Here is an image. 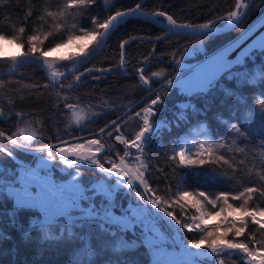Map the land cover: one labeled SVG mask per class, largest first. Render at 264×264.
Wrapping results in <instances>:
<instances>
[{
  "label": "snow or ice",
  "instance_id": "snow-or-ice-1",
  "mask_svg": "<svg viewBox=\"0 0 264 264\" xmlns=\"http://www.w3.org/2000/svg\"><path fill=\"white\" fill-rule=\"evenodd\" d=\"M100 5L101 0H0V22L15 23L11 13L21 14L19 35L0 30V41L15 44L21 49L19 56H10L0 47V64L14 66L8 76L26 67L39 69L47 83H33L29 89L53 92L62 101L55 110L72 118L71 131L47 137L41 135L43 126L36 127L39 121L28 118L34 113L26 115L11 101L0 102V123L14 122L11 129L0 128V200L12 202L9 225L22 229L18 214L34 212L24 239L35 231L41 244L74 247L71 264H127L120 258L140 249L146 250L150 264H264V91L251 108L240 91L257 85L264 89V22L246 47L251 26L213 54L206 51L207 42L219 33L241 29L257 7L264 11V0H235L226 15L199 24L178 23L163 9L143 12L142 3L124 10L113 5L104 9L106 15L93 14ZM130 17L154 21L166 33L154 41L149 39L153 62L157 60L156 42L171 37H198L199 42L191 47L181 44L166 53L171 72L152 71L149 57H145L133 75L137 88L151 93L149 99L128 111L123 105L113 107L117 104L113 101L107 105V114H122L92 127L105 119L107 102L92 105L90 96L86 110L72 96L88 87L89 80L132 71L125 67L126 46L145 37L122 39L115 67H88ZM49 21L52 31L42 32ZM60 25L63 32L56 31ZM26 29L30 34L25 41ZM50 36L52 41L46 44ZM60 50L65 54L58 55ZM164 55L159 62L163 63ZM258 60L261 63L254 69ZM65 61L80 69L63 71ZM226 81H234L237 90L224 88ZM18 85L0 75V92L8 94L9 88ZM219 89L235 100L234 117L222 121L231 139L218 138L201 123L197 134L182 142L181 131L187 132L200 117L207 119V107H197L193 98H208ZM173 94L187 102L174 106L171 119L162 118ZM129 121L135 122L134 131L126 127ZM78 130L90 135L77 136ZM173 135L176 138L168 148L164 141ZM50 139L59 143H50ZM114 143L124 147L113 148ZM157 144L163 149L160 157L153 150ZM248 157L261 161L259 182L250 179L237 189L218 192L190 183L195 178L213 185L236 184ZM6 162L11 167L3 166ZM86 172L95 178L90 186L83 180ZM210 219L217 222L209 225ZM7 239L11 237L0 230V242ZM189 250L195 255L187 260Z\"/></svg>",
  "mask_w": 264,
  "mask_h": 264
},
{
  "label": "trees",
  "instance_id": "trees-1",
  "mask_svg": "<svg viewBox=\"0 0 264 264\" xmlns=\"http://www.w3.org/2000/svg\"><path fill=\"white\" fill-rule=\"evenodd\" d=\"M143 0H108L105 4L101 0L100 7L93 9V14L106 15L104 9L116 5L119 9L124 10L134 7L136 3H141ZM30 0H17V3H29ZM235 0H147L142 8L143 12H153L155 10L163 9L174 15L178 23H188L195 22L206 23L209 19H215L220 15H226L227 11L234 5ZM7 14V13H5ZM11 15L15 18V23L12 21L4 20L0 22V30H3L5 34L12 32L19 35L18 28L20 25L19 17L21 14L13 11ZM264 16V11L259 10V7L253 10L250 14L248 21L242 26L241 29H237L235 32H229L227 34L218 36L217 38L210 40L206 44V51L209 55L213 54L218 47L224 44L235 41L241 31L244 28L253 26L257 21H259ZM87 23V22H86ZM11 25V27H9ZM33 27H36L34 24ZM42 32L47 33L52 31L51 21L48 25L41 27ZM57 32H63L64 26L60 25ZM28 33L23 36L26 41ZM165 33L158 26L150 23L144 19H132L127 23L123 24L122 27L117 30L110 38V42L103 52L100 53L98 57L92 60V63L88 64V67H115L119 64V49L118 45L122 39L131 37H145L144 40H133L132 43L126 46L125 54V67L132 69L127 75H116L112 74L105 79L95 81L89 80V86L79 90V95H73L72 99L80 100L79 107L87 110L89 106L88 97H93L91 99L92 105H100L104 102L105 119H101L98 124L91 125L92 127L98 128L102 126L106 120H111L116 118L117 115L122 113H115L111 116L107 114V105L112 104L116 101L113 107L117 105H123V110L128 111L129 109L137 108L139 105L146 102L151 93L147 91H140L137 88V80L133 75L135 71V66L139 65L145 57H149V64L152 71H161L162 69L167 72H171L172 69L168 65V57L166 53L170 49L179 48L181 44H186L189 47L197 44L199 38H185V37H172L171 39L156 42V53L155 56L157 60L153 62L150 58L151 50L153 44L149 42V39L155 40L157 36H164ZM11 35L9 39H11ZM52 41V37L45 43ZM164 55L163 63L159 62V57ZM194 61V60H193ZM261 61H256L253 66L258 67ZM146 67L148 65H145ZM12 68V65L0 66V75L7 76L10 82H19L17 88H9L8 94L0 92V102L7 104L9 101L16 104L17 110L22 109L25 114L34 113L35 115L28 117L31 120L39 121L36 127L43 126L44 131L41 133L43 136L55 137L63 135L64 132L71 131V115L65 114L63 112H57L55 110V105L57 103H62L58 101L53 92L45 91L41 89L39 92L36 90L29 89V85L44 84L47 81L43 78L44 74L40 72L37 68L26 67L17 71L15 76H8L5 74L8 70ZM66 68V67H64ZM21 74H23L24 79H20ZM159 88V84L156 85ZM224 88H231L236 91V85L234 81H226L223 84ZM243 95L247 98V103L249 108L254 104L258 103L260 97V92L264 89L260 88L259 85L251 86L245 89H241ZM178 94L170 95L167 99V109L166 117L172 118V111L175 110L174 106L181 102H187L186 98L177 99ZM83 98V99H82ZM192 103L196 104L197 107L202 110L207 107V119L203 117L198 118V121H194L193 126L188 129L187 132H180V136H194L201 123L205 124L210 132L214 131L218 138L231 139L227 135L229 129L222 123V121L230 120L234 117L235 100L234 97L225 96L222 89L217 90V92L208 98L196 99L193 98ZM92 111H99L97 108H93ZM243 110H241V119H243ZM14 123V122H12ZM12 123H0V128L11 129ZM86 123V121H85ZM134 121H129L126 127L129 131H134ZM77 136H89L90 133L87 131H77ZM72 139V137H67ZM176 138L173 136H166L164 145L168 148L172 146V141ZM50 143H59L58 140L50 139ZM259 143V141H255ZM115 148H123V145L118 143L112 144ZM241 147L245 145L241 144ZM154 153L157 157H160L162 148L159 144L153 146ZM231 155V153H228ZM260 160H253L248 157L246 160V166L244 171L241 173V177L238 178L237 183L233 185H226L224 183L209 184L203 180H197L193 178L190 183L193 187H199L203 190L209 192H218L221 190L237 189L241 184L246 185L248 181L255 180L259 182V172H260ZM155 163V160L153 161ZM11 167L7 162L5 165ZM225 171L228 172L227 166H224ZM229 175L232 173L228 172ZM86 186H90L95 182V178L90 172H86L83 177ZM155 186V185H154ZM163 187V185H160ZM124 206L127 207V202H124ZM12 210V202L7 200H0V230H3L11 239L4 240L0 242V264H71V261L76 253L74 247H68L66 245L60 246H50L48 244H41L39 234L35 231L32 232L30 239L25 240L23 232L29 229L30 221L34 218L35 213L32 211L21 212L17 216L18 223L23 225L22 229H17L9 225V220L7 213ZM189 236L193 234H188ZM129 238L131 234H129ZM111 255V254H110ZM121 260L126 259L127 264H150V256L146 254V250H133L127 257H121ZM119 264V262H118Z\"/></svg>",
  "mask_w": 264,
  "mask_h": 264
},
{
  "label": "rangeland",
  "instance_id": "rangeland-1",
  "mask_svg": "<svg viewBox=\"0 0 264 264\" xmlns=\"http://www.w3.org/2000/svg\"><path fill=\"white\" fill-rule=\"evenodd\" d=\"M263 17H264V16H263ZM262 22H264V19H260L259 21H257V22L251 27V29H252V33L254 32L255 28L257 29V28L259 27V25H260ZM0 47H3L4 49H6L8 55H10V56H11V55H19V53H20V51H21V49L18 48V47H16L15 44H8V43H6V42H4V41H0ZM57 54H58V55H63V54H65V50H60ZM193 62H195V61H193ZM13 69H14V66L12 65V68H11L10 70H8V71L11 72ZM8 71H7V72H8ZM7 72H5L6 75H7ZM168 110H169V108H168ZM133 124H134V127H135V122H134ZM196 134H197V132H196ZM196 134H195V135H196ZM185 137H187L188 139H191L192 136H181V140H182V142H183V139H184ZM200 138L203 139V137H200ZM216 222H217V221H216L215 219H210V220H208V224H209V225L215 224Z\"/></svg>",
  "mask_w": 264,
  "mask_h": 264
},
{
  "label": "water",
  "instance_id": "water-1",
  "mask_svg": "<svg viewBox=\"0 0 264 264\" xmlns=\"http://www.w3.org/2000/svg\"><path fill=\"white\" fill-rule=\"evenodd\" d=\"M147 0H143L141 3L144 5L145 4V2H146ZM141 11H142V9H141ZM132 19H142V18H138V17H130L129 19H128V21H130V20H132ZM144 20H146V19H144ZM127 21V22H128ZM147 21H149V20H147ZM150 23H152V24H154V25H156V26H158L159 28H160V26L158 25V24H156L154 21H149ZM229 32H231V31H222L221 33H219V35L218 36H221V35H224V34H227V33H229ZM165 35H166V33H165ZM172 38V37H171ZM198 38V37H197ZM89 51H91V50H89ZM16 56H19V55H16ZM95 58V57H94ZM94 58H92V60L94 59ZM66 66H69L68 68H67V71H77L78 69H80V66L78 65V64H74V63H72V62H67V61H65V62H63ZM4 65H12L11 63H8V64H0V66H4ZM20 70V69H19ZM13 71V70H12ZM10 71H8L7 72V74L9 73ZM6 74V73H5ZM194 256V254H191V253H186L185 254V258H189V259H191L192 257Z\"/></svg>",
  "mask_w": 264,
  "mask_h": 264
},
{
  "label": "bare ground",
  "instance_id": "bare-ground-1",
  "mask_svg": "<svg viewBox=\"0 0 264 264\" xmlns=\"http://www.w3.org/2000/svg\"><path fill=\"white\" fill-rule=\"evenodd\" d=\"M259 31H260V28H258L255 32H253L252 35L245 41V44L243 46L246 47L248 44H250L252 40L255 39L257 35H259ZM68 67L69 66H66V68H62V70L67 71ZM164 117H166V112L163 114L162 118Z\"/></svg>",
  "mask_w": 264,
  "mask_h": 264
},
{
  "label": "built area",
  "instance_id": "built-area-1",
  "mask_svg": "<svg viewBox=\"0 0 264 264\" xmlns=\"http://www.w3.org/2000/svg\"><path fill=\"white\" fill-rule=\"evenodd\" d=\"M190 59H191V58H190ZM185 103H186V102H185ZM112 147L115 148L113 145H112ZM189 252H191V250H189ZM191 253H193V252H191ZM194 254H195V253H194Z\"/></svg>",
  "mask_w": 264,
  "mask_h": 264
}]
</instances>
